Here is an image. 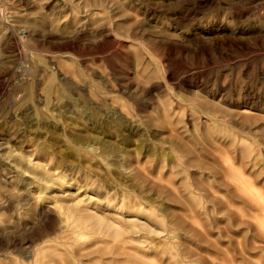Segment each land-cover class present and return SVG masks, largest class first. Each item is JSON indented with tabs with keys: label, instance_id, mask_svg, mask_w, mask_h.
<instances>
[{
	"label": "rangeland",
	"instance_id": "rangeland-1",
	"mask_svg": "<svg viewBox=\"0 0 264 264\" xmlns=\"http://www.w3.org/2000/svg\"><path fill=\"white\" fill-rule=\"evenodd\" d=\"M0 264H264V0H0Z\"/></svg>",
	"mask_w": 264,
	"mask_h": 264
},
{
	"label": "bare ground",
	"instance_id": "bare-ground-1",
	"mask_svg": "<svg viewBox=\"0 0 264 264\" xmlns=\"http://www.w3.org/2000/svg\"><path fill=\"white\" fill-rule=\"evenodd\" d=\"M247 112H248V108L245 107V106H241L240 107V111H238V113H237V116H242L244 119H247V116H244ZM230 167L233 168V165L230 164ZM241 184H242V189H245L246 188V185L244 184V182H242ZM70 207H73V209L72 210H67L66 209L68 211L66 217L69 215V212H75V207L74 206H69L68 209ZM84 215L91 222L94 220L93 217H92V215H91V213L89 212L88 208L85 209V214Z\"/></svg>",
	"mask_w": 264,
	"mask_h": 264
}]
</instances>
